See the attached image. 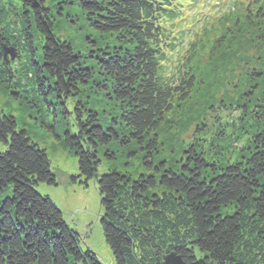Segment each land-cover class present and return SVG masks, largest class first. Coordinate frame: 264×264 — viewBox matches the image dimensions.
<instances>
[{
    "label": "trees",
    "instance_id": "trees-1",
    "mask_svg": "<svg viewBox=\"0 0 264 264\" xmlns=\"http://www.w3.org/2000/svg\"><path fill=\"white\" fill-rule=\"evenodd\" d=\"M196 2L73 0L100 36L97 49L83 55L56 34L46 0H0V81L38 108L53 97L54 117L59 109L75 116V132H54L78 157L80 172L72 179L88 185L95 178L115 264H163L171 253L185 264H264V3L252 19L247 6L249 24L230 30L233 36L216 47H226L228 58L214 69L222 76L219 86L250 88L241 92L251 95V108L234 106L237 97L222 104L245 113L233 132L248 130L246 151L232 160L195 153L177 169L153 160L165 115L199 82L195 52L181 64L178 58L185 47L196 49V34L186 45L178 37L189 29L178 27L183 11ZM7 45L11 61L4 57ZM84 88H104L119 104L120 120L102 122L78 101ZM0 144V264H103L92 249H83L81 234L57 204L38 191L39 183L57 185L56 173L46 149L11 114L0 113ZM115 144L146 149L151 173L134 176L111 166L99 175L102 151L117 160Z\"/></svg>",
    "mask_w": 264,
    "mask_h": 264
},
{
    "label": "rangeland",
    "instance_id": "rangeland-1",
    "mask_svg": "<svg viewBox=\"0 0 264 264\" xmlns=\"http://www.w3.org/2000/svg\"><path fill=\"white\" fill-rule=\"evenodd\" d=\"M46 2L55 15V32L61 39L70 42L83 55H89L93 49H97L96 44L99 43L100 36L88 25L79 7L72 4L73 0H46ZM191 3L183 11L185 18L183 23L178 25L180 28L187 26L189 29L178 37L179 42L182 40L183 45H186L196 34L191 39L195 42L196 49L185 47L178 58L181 64L184 56L188 58L195 52L196 55L192 59L193 66L197 67L199 82L187 101L177 103L174 109L165 115L155 136L157 149L153 153L155 164L163 162L166 167L174 169L188 163V159L194 157L195 153L202 154L201 156L205 158L213 156L216 160L217 158L232 160L246 151L247 144L250 142L248 130L233 132L234 124L239 125V119L245 113L241 107L227 109L222 104L228 102L229 98L237 97L234 106L238 104L245 106L244 109L251 108L249 94L245 95L241 92L243 88L246 90L250 88L248 85L233 87L231 84H222L223 87L219 86V77L222 76L214 69L215 66H221V63L228 58L226 47L219 50L216 47L219 41H225L224 36L228 35V38L233 36V34L229 35L230 30L234 28L236 31L240 28L241 32V25L249 24V19L245 18L247 6L253 8L249 16L252 19L264 0H259L255 4H253L254 0H197L196 3L192 5ZM261 31L260 35H264V26ZM238 36L241 37V35ZM109 40L112 39L109 38ZM257 41L255 40V43ZM261 45L264 50V44ZM7 47L4 57L11 61L14 52L10 50V45ZM16 58L17 56L13 61ZM173 59L177 62L176 56ZM199 74L207 75V77L203 78ZM254 77L257 78L256 75ZM254 79L252 84L254 81L256 83L257 79ZM8 85L9 83L0 81V113L16 117L19 128L27 130L29 136L40 147L46 149L52 170L57 176V185L39 183L38 191L48 195L62 210L67 223L81 234L83 249H92L103 264H115L113 252L104 237L101 223L103 211L95 178L90 179L88 185L77 181L78 178L76 181L72 179V176L80 172L78 157L56 137L54 132L57 130L62 137L65 135L63 132L65 129L75 132L73 123L75 116L72 113L63 115L62 110L59 109L54 117L55 114L52 111L57 106L52 104L55 102L53 97L49 96L51 104L43 101L39 104V109L32 102L28 104L26 99L14 94L19 93V89L9 88ZM83 90L84 92L77 100L96 112L102 122L113 118L120 120V106L108 97L104 88L92 89V91L84 88ZM22 95L25 96V93ZM68 103V111L72 112L75 101L70 100ZM63 117L69 119L66 123L68 126L64 124L67 120L63 121ZM251 132L253 133L252 129ZM4 149L5 147L0 144V151ZM112 151L117 156L116 161L109 159L105 151L101 152L99 175L107 172L111 166H116L119 170L134 176L151 173L144 163L143 156L146 149L143 147L135 144L130 147H121L115 144L112 145Z\"/></svg>",
    "mask_w": 264,
    "mask_h": 264
},
{
    "label": "water",
    "instance_id": "water-1",
    "mask_svg": "<svg viewBox=\"0 0 264 264\" xmlns=\"http://www.w3.org/2000/svg\"><path fill=\"white\" fill-rule=\"evenodd\" d=\"M163 264H185L182 257L176 253L167 255L164 259Z\"/></svg>",
    "mask_w": 264,
    "mask_h": 264
}]
</instances>
